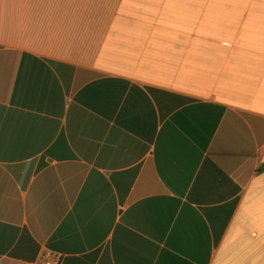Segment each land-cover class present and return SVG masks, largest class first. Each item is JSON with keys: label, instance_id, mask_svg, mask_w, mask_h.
<instances>
[{"label": "crops", "instance_id": "1", "mask_svg": "<svg viewBox=\"0 0 264 264\" xmlns=\"http://www.w3.org/2000/svg\"><path fill=\"white\" fill-rule=\"evenodd\" d=\"M264 0H0V264H264Z\"/></svg>", "mask_w": 264, "mask_h": 264}, {"label": "built area", "instance_id": "2", "mask_svg": "<svg viewBox=\"0 0 264 264\" xmlns=\"http://www.w3.org/2000/svg\"><path fill=\"white\" fill-rule=\"evenodd\" d=\"M44 264H59L56 260H50V256H47Z\"/></svg>", "mask_w": 264, "mask_h": 264}, {"label": "trees", "instance_id": "3", "mask_svg": "<svg viewBox=\"0 0 264 264\" xmlns=\"http://www.w3.org/2000/svg\"><path fill=\"white\" fill-rule=\"evenodd\" d=\"M263 171H264V163L259 166L257 172H263Z\"/></svg>", "mask_w": 264, "mask_h": 264}]
</instances>
